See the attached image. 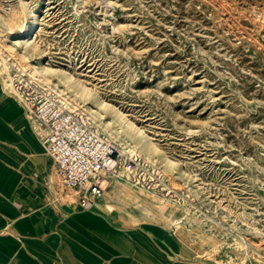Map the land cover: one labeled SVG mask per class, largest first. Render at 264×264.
<instances>
[{
    "label": "rangeland",
    "instance_id": "rangeland-1",
    "mask_svg": "<svg viewBox=\"0 0 264 264\" xmlns=\"http://www.w3.org/2000/svg\"><path fill=\"white\" fill-rule=\"evenodd\" d=\"M42 66L107 106L75 98ZM0 77L13 95L19 80L61 103L63 89L73 111L159 172L157 190L110 183L100 206L110 199L113 212L103 219L141 223L126 202L142 194L146 220L203 264H264V0H0ZM138 128L154 144L147 154Z\"/></svg>",
    "mask_w": 264,
    "mask_h": 264
},
{
    "label": "crops",
    "instance_id": "crops-1",
    "mask_svg": "<svg viewBox=\"0 0 264 264\" xmlns=\"http://www.w3.org/2000/svg\"><path fill=\"white\" fill-rule=\"evenodd\" d=\"M37 133L0 77V264H203L146 216L121 225L101 217L113 212L101 200L97 210L65 200Z\"/></svg>",
    "mask_w": 264,
    "mask_h": 264
},
{
    "label": "built area",
    "instance_id": "built-area-1",
    "mask_svg": "<svg viewBox=\"0 0 264 264\" xmlns=\"http://www.w3.org/2000/svg\"><path fill=\"white\" fill-rule=\"evenodd\" d=\"M19 81L14 95L36 121L37 135L52 159L50 186L68 202L89 208L118 178L152 190L162 185L159 172L148 168L146 159L118 145L82 113L61 103L48 87Z\"/></svg>",
    "mask_w": 264,
    "mask_h": 264
},
{
    "label": "bare ground",
    "instance_id": "bare-ground-1",
    "mask_svg": "<svg viewBox=\"0 0 264 264\" xmlns=\"http://www.w3.org/2000/svg\"><path fill=\"white\" fill-rule=\"evenodd\" d=\"M33 21H31V24L29 26H25V28L23 29V34L26 36H30L33 34L34 32V24L32 23ZM29 41V39H27L25 41V43L27 44ZM6 63V62H4ZM42 71L43 72H48V73H52L53 75H57L58 78L60 79V81H63L66 84V87H71L72 89H74V96L76 97H83V98H87V97H93L94 101L99 104V105H106V102H103L101 100H99V98L97 96H95L91 90L90 87H88L85 83L83 82H77L75 80V78L72 75H65L64 73H55L53 72L48 66H42ZM40 72V71H39ZM41 73V72H40ZM57 92L60 96V99L63 103H66V106H69L72 110L74 108H76L79 104L78 103H74L73 101H71L73 98H71L66 92H64L63 89L57 88ZM105 106V107H106ZM76 111V110H74ZM124 121L126 122V126L128 127H132L133 125L131 124V122L126 119L125 117ZM138 138L136 139L137 144L142 146V150L141 152H143L144 154H147V151L154 146L153 142L149 139V137L147 136V134H145V132L141 129L138 128V130H136ZM129 136H131L132 138L133 135L128 134ZM145 151V152H144ZM120 197H122L123 199H126L127 196H125L123 193H117ZM143 195L141 194H134V199L128 200L126 202V206H133V208L137 209L139 212H141L144 216L147 217L148 214V210L144 211L143 206L139 207L138 202H143V198H141ZM128 199V198H127ZM143 199V200H142ZM110 203V199H106L104 200L103 204L101 205L102 208L106 209V210H113L112 205L109 204ZM146 203V202H144ZM149 204V203H147ZM155 207L163 212V215H168L170 217V219H173V221L178 220L177 217H175L174 215H177L179 213V211L175 208H173L172 206L168 205V204H162L159 202H155ZM133 208H131L130 210H128L129 212L133 213L134 216H136L137 220L142 219L141 215H139ZM177 208V207H176ZM174 217V218H173Z\"/></svg>",
    "mask_w": 264,
    "mask_h": 264
}]
</instances>
